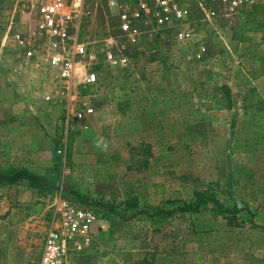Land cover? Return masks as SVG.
<instances>
[{"label": "rangeland", "instance_id": "obj_1", "mask_svg": "<svg viewBox=\"0 0 264 264\" xmlns=\"http://www.w3.org/2000/svg\"><path fill=\"white\" fill-rule=\"evenodd\" d=\"M112 1L83 0L78 37L92 51L97 50V41L119 35ZM258 1V6L233 18L214 8L208 22L194 9L190 28L195 38L187 44L177 42L171 31L161 38L152 26L142 24L141 43L122 50L129 63L118 69L101 64L98 82L88 86L83 74L70 82L61 81L27 59L25 48L15 44L16 35L28 42L29 49L42 43V0H27L25 7H19L18 0H0V168L24 167L55 186L50 194H42L24 182L0 185V264H39L44 238L56 227L63 201L89 203L97 221L111 218L105 231H93L90 249L76 264H264V229L254 226L253 219L264 215V148L250 135L251 124L231 150L237 152L251 142L256 147L249 150L263 155L253 161L197 154L192 140L186 141L187 150L165 149L164 142L172 141L155 139L152 142L161 145L149 153L135 139L119 140L126 145L122 147L101 140L98 134L121 131L125 123L115 126L118 120L111 115L101 120L96 103L121 101L122 115L129 93L156 102L160 86L173 83L170 70L195 69L187 58L199 47L205 57L198 65L220 55L221 59L211 60L220 64L217 68L235 71L250 83L253 79L244 71H264V0ZM84 87H88L87 96H81ZM89 96L91 101H85ZM248 98V115L254 119L256 98ZM131 149H141V153ZM143 168H151L147 181L180 179L192 188L193 196L205 190L224 207L236 206L241 212L219 214L208 205L193 217L153 223L138 210L125 214L118 206L126 198L116 195L123 197L128 185L141 182L135 175L143 174ZM95 191L108 199L96 197ZM160 204L144 202L139 209L150 212Z\"/></svg>", "mask_w": 264, "mask_h": 264}, {"label": "crops", "instance_id": "obj_2", "mask_svg": "<svg viewBox=\"0 0 264 264\" xmlns=\"http://www.w3.org/2000/svg\"><path fill=\"white\" fill-rule=\"evenodd\" d=\"M216 56L208 58L202 67L200 63V65L195 63L192 65L195 69L190 72L182 68L170 70L169 73L174 78L173 83L166 82L164 86H160L158 92L155 93V95H159H157L156 102L141 100L135 94L129 93L127 99L123 101L125 106L122 115L118 107L121 101H115L116 103L96 101L97 112L100 114L101 120L106 121L105 118L111 115L118 120L115 126H118L121 121L123 124L125 123V129L112 131L109 135L102 132L98 134L99 138L104 141H114L115 147L125 145L118 143L119 140L135 139L142 142L143 148L150 150L149 153L153 148L161 145V143H153V140L169 139L172 142L169 144L164 142L165 149L171 147L188 150L189 146L185 143L192 140L194 151L197 154L223 156L224 160L227 156L230 158L235 156L239 160L253 161L255 158L263 156L261 153L249 150L251 146L256 147L251 142L247 146L243 144V147L247 148L237 152H233L231 149L235 147L236 140L239 141L243 135L247 134L248 124H251L250 135L254 136L252 138L255 143H259V148H264V71L262 68L258 71L257 66L255 73L244 71L247 77L253 79L248 83L246 79L243 80L241 75L236 76L235 71L217 68L218 63H213L211 60L222 57ZM224 60H227L226 57ZM249 96L256 98L254 108L257 110H252L254 119L250 118L252 116L248 115L247 111V108L251 107V105L249 107ZM92 98L89 96L84 99L90 102ZM114 128L116 129V127ZM107 143L105 144L107 145ZM130 152L139 154L141 149L136 151L131 149ZM130 152L127 151V154L129 155ZM121 153L124 154L123 151ZM147 171L150 172L151 168L147 170L143 168V172H141L143 174L135 175L142 181L135 182L136 184L133 183L131 186L128 185L125 195L121 198L116 195V198L135 197L140 206L144 202L159 204L168 199L188 201L193 197L192 188L184 185L180 179L170 178L160 182L147 181ZM118 189L121 188L118 187ZM95 192L97 193L95 196L103 201L109 197L98 195L99 192ZM86 207L92 206L88 203ZM109 218L106 216L96 220L92 230L97 231L98 234L99 230L105 231L108 228L107 221L111 219Z\"/></svg>", "mask_w": 264, "mask_h": 264}, {"label": "built area", "instance_id": "obj_3", "mask_svg": "<svg viewBox=\"0 0 264 264\" xmlns=\"http://www.w3.org/2000/svg\"><path fill=\"white\" fill-rule=\"evenodd\" d=\"M43 41L37 48L29 49L19 35L14 36L18 47L25 48V57L41 67L55 73L61 81H73L78 74L92 86L98 82V67L104 64L109 69L126 66L129 59L122 50L139 45L140 26L148 24L163 37L172 32L174 39L182 44L194 42L195 34L190 28L192 11L201 12L204 20L210 21L214 8L222 9L227 17H237L259 5L258 0H135L128 4L113 0L117 9L119 35L97 41L96 51L89 43L79 39V12L83 0H42ZM27 0H18L25 7ZM205 52L200 47L193 50L188 60L201 63ZM103 59L100 61L99 59ZM96 213L91 207L63 201L58 207L56 227L51 228L44 238L39 264H76L79 256L90 249L93 240V225Z\"/></svg>", "mask_w": 264, "mask_h": 264}, {"label": "trees", "instance_id": "obj_4", "mask_svg": "<svg viewBox=\"0 0 264 264\" xmlns=\"http://www.w3.org/2000/svg\"><path fill=\"white\" fill-rule=\"evenodd\" d=\"M88 95V87H84L81 90V96ZM27 183L28 187L34 189L38 193L50 194L54 190V185L49 184L39 174L29 171L24 167L18 166H6L0 168V185H16L18 183ZM208 205H212L214 210L219 214H226L234 216L241 212L236 206L224 207L217 197L213 193H207L206 191H198L194 193V196L188 200L168 199L160 204L159 207H154L150 212L139 209L138 200L135 197H129L122 201L118 206L125 214H130L131 211H139L145 215L146 218L153 222L161 220L166 221L170 218H184L186 215L189 217L196 216L200 213V210ZM247 206L245 205L244 208ZM254 226L264 229V215L254 216ZM259 224V225H258Z\"/></svg>", "mask_w": 264, "mask_h": 264}]
</instances>
